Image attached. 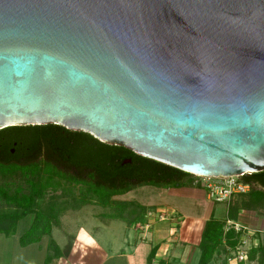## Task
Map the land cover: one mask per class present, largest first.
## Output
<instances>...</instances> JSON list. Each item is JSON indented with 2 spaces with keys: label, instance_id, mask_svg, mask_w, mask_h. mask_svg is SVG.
I'll return each instance as SVG.
<instances>
[{
  "label": "water",
  "instance_id": "95a60500",
  "mask_svg": "<svg viewBox=\"0 0 264 264\" xmlns=\"http://www.w3.org/2000/svg\"><path fill=\"white\" fill-rule=\"evenodd\" d=\"M42 125L193 176L263 172L264 0H0V130Z\"/></svg>",
  "mask_w": 264,
  "mask_h": 264
},
{
  "label": "trees",
  "instance_id": "16d2710c",
  "mask_svg": "<svg viewBox=\"0 0 264 264\" xmlns=\"http://www.w3.org/2000/svg\"><path fill=\"white\" fill-rule=\"evenodd\" d=\"M127 160L130 163L124 164ZM10 162L29 163L32 167L27 173L31 175H36L40 170L39 166L43 165L42 172L55 174L54 171H58L65 180L76 184L84 181L82 184L88 186V195L81 204H92L89 196L99 197L101 194V204L113 210L108 215L109 219L125 221L128 227L147 224V211L155 213L156 207L147 208L135 202H113L110 200L109 190L125 191L137 185L201 190L198 185H193V176L188 173L137 156L123 147L101 143L88 134L69 131L57 125L8 127L0 130V163ZM243 181L252 184L254 188L247 194L233 196L228 202L221 203L226 207L224 220L216 219L212 212L204 222L198 244L197 264H209L214 257L222 258L221 264H227L226 259L235 247L238 235L233 231L224 233L226 220L242 222L239 218L242 211H259L264 215V171L244 176ZM46 186L32 184L29 195H10L8 200L14 202L19 212L0 217V227L5 219H9L13 226L33 214L32 223L19 238V245L26 247L48 237V254L44 264H51L53 260L68 257L73 238L70 237L63 247H59L52 239L55 205L48 209L38 206L35 211L36 201L42 197ZM99 187L106 189L107 199L104 202ZM126 211L133 217L124 219L123 213ZM257 237L259 245L249 251L246 264H264V235L262 238L260 235ZM153 256L154 250L150 253L149 260Z\"/></svg>",
  "mask_w": 264,
  "mask_h": 264
},
{
  "label": "rangeland",
  "instance_id": "374dc122",
  "mask_svg": "<svg viewBox=\"0 0 264 264\" xmlns=\"http://www.w3.org/2000/svg\"><path fill=\"white\" fill-rule=\"evenodd\" d=\"M31 167L32 165L26 162L0 163V217L19 212L14 202L8 200L10 195L27 196L31 192L32 184L47 185L43 190L42 197L36 201L35 211L39 207L48 209L49 206L55 205L52 237L62 246L69 242L66 234L77 235L80 230H83L82 233L90 236L109 257L98 264H147L146 257L149 254L150 246L155 242L163 240L166 244V240L174 236L180 244L178 228L173 227L171 229L174 231L169 232V227H167L170 217H174L173 221L177 222L180 227L196 219L198 230L202 226L199 219H208L212 212L213 216L220 221L225 218L226 207L224 204L210 202L199 189L137 185L125 191L109 190L110 200L113 202H135L147 208L156 207L157 211H161L167 216V219L160 221L156 215H148L147 211L146 222L149 223V229L145 231V225L134 224L137 232L133 226L128 227L125 221L109 219L108 215L112 214L113 210L111 207H104L101 204V194L99 197L89 196L93 203L82 205V200L87 199L88 195L86 192L88 186L82 184L85 183L84 181L81 184H76L65 180L58 171H54L55 174L42 172L43 165L39 166L40 170L36 175H31L27 173ZM99 190L103 193L101 196L103 202L106 201V189L99 187ZM127 212L123 213V218H132L133 216ZM33 216L30 214L13 226L8 221L9 219L4 220L0 227V264H44L48 254V237H43L39 243L26 247L19 245V238L29 228ZM239 218L247 226L264 231L262 212L242 211ZM188 236H190L189 239H196L198 234L191 230ZM134 239L138 245L136 251L133 250L131 244ZM119 248L124 250L125 258L115 256ZM93 251L90 249L89 253L92 254ZM56 263L55 261L52 264ZM209 264H221V262L213 260Z\"/></svg>",
  "mask_w": 264,
  "mask_h": 264
},
{
  "label": "crops",
  "instance_id": "0c3cea01",
  "mask_svg": "<svg viewBox=\"0 0 264 264\" xmlns=\"http://www.w3.org/2000/svg\"><path fill=\"white\" fill-rule=\"evenodd\" d=\"M201 192L204 195V192L202 190ZM170 218H171L169 219L170 223L167 225V227H169V232L174 231L173 229H171L173 227L178 228V230L180 231L179 239H181V242L179 244V240L177 238H174V236H172L171 239L166 240V244H164L163 240H161L160 242H155L150 246L149 254L146 257L147 264H197L199 259V250H198V244L200 241L199 239L201 236V231L203 229L204 222L207 219L205 220L199 219L200 223H202V226H200L201 228H199L200 230H198L195 223L197 222L196 219L193 220V222L185 223V225L180 227L179 224H177V222L173 221L174 217H170ZM148 224L149 223L147 222V224H145L144 226L145 231L149 229ZM133 229L137 231L134 228V226ZM191 230H193L196 234H198V237L196 239L193 238L189 239L190 236L188 235L191 233ZM82 231L83 230H80L79 233H77V235L66 234V237L68 239L70 237L73 238L70 253L67 258H59L53 260V262L56 261L57 262L56 264H95V263L98 264V262L101 263L104 259L109 258L101 249V247L98 246L97 243L90 238V236L86 235L85 233H82ZM52 239L56 242V240L53 237ZM56 244L59 247H63L66 243H64L62 246H60L57 242ZM131 244L133 246L132 247L133 250L136 251V249L138 248L136 239H134ZM90 249L94 250L92 254L89 253ZM152 250H154V256L149 260V255L152 252ZM115 256H117V258H125L124 250L122 248H119ZM213 260H217L221 262V258L214 257Z\"/></svg>",
  "mask_w": 264,
  "mask_h": 264
},
{
  "label": "built area",
  "instance_id": "2783aa9c",
  "mask_svg": "<svg viewBox=\"0 0 264 264\" xmlns=\"http://www.w3.org/2000/svg\"><path fill=\"white\" fill-rule=\"evenodd\" d=\"M244 176L247 175L227 178L193 176V185H198L210 202L221 204L228 202L233 196L247 194L254 188L252 184L243 181ZM154 214L158 215L160 219L167 217L161 211H156ZM148 215L151 216L152 214L148 213ZM223 229L224 233L233 231L238 235L235 247L230 251V256L226 259L227 264H246L249 251L259 245L260 240L257 235H260V238H262L264 231L232 220H226Z\"/></svg>",
  "mask_w": 264,
  "mask_h": 264
},
{
  "label": "flooded vegetation",
  "instance_id": "af4514ba",
  "mask_svg": "<svg viewBox=\"0 0 264 264\" xmlns=\"http://www.w3.org/2000/svg\"><path fill=\"white\" fill-rule=\"evenodd\" d=\"M157 211V210H156ZM152 215L151 216H153V215H155L154 213H151ZM147 216V215H146ZM157 217V219H159L160 221H164L165 219H167V217L166 218H164V217H162L161 219L158 217V215H156Z\"/></svg>",
  "mask_w": 264,
  "mask_h": 264
}]
</instances>
